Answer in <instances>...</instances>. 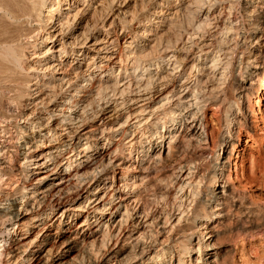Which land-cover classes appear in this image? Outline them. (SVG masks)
<instances>
[{"label": "bare ground", "instance_id": "bare-ground-1", "mask_svg": "<svg viewBox=\"0 0 264 264\" xmlns=\"http://www.w3.org/2000/svg\"><path fill=\"white\" fill-rule=\"evenodd\" d=\"M262 95L264 0H0V264H264Z\"/></svg>", "mask_w": 264, "mask_h": 264}, {"label": "rangeland", "instance_id": "rangeland-1", "mask_svg": "<svg viewBox=\"0 0 264 264\" xmlns=\"http://www.w3.org/2000/svg\"><path fill=\"white\" fill-rule=\"evenodd\" d=\"M261 64V63H260ZM263 65V63L261 64ZM256 79V77H254ZM255 87H258L259 89V83H255V85H253ZM259 90H262V89H259ZM252 101H257V96H258V93H254L255 91L252 90ZM262 102L261 103V106L262 108L264 109V95H262ZM255 103L251 102L250 105H252V107H256V110L258 109V106H254ZM264 116V114H260L259 115V118L258 119H255V117H253L251 114H250V119H251V122L250 123H253L254 122V126H255V129L254 131L252 132V135L250 137V143L247 144V150L245 151V155L246 157H249V153L248 152H251L254 154V157L256 158V161L254 163L255 165V168H257L258 172H257V175L260 176L259 179H258V183L257 185H255L251 190L252 192L254 191V195L256 196V200L257 202H259L258 205H261L260 208L261 209H264V119L262 118ZM255 120V121H254ZM257 120V121H256ZM259 120V121H258ZM253 121V122H252ZM261 121V122H260ZM260 128V129H259ZM257 130V132H256ZM260 130V131H259ZM263 132H262V131ZM255 137V138H254ZM246 138H243V140H245ZM256 139V140H255ZM252 141V142H251ZM245 145V142L242 143ZM251 144H252V147H251ZM263 144V145H262ZM243 147V146H242ZM259 153V154H258ZM257 154V155H256ZM259 155V156H258ZM236 156V154L234 155ZM257 156V157H256ZM263 156V157H262ZM260 158V159H259ZM259 159V160H258ZM238 161L239 163L241 162V158L238 157ZM251 160L248 161L245 159V162H244V166L246 168L252 166L251 164ZM258 166V167H257ZM251 168V167H250ZM259 168V169H258ZM234 169V167H233ZM250 170V169H249ZM247 170L246 172L247 173H250L251 171ZM235 176V174H234ZM261 178V179H260ZM263 203V205H262ZM264 212V210H262ZM260 237V236H259ZM259 237L257 239H255L253 242L254 244L252 245L251 248H253L252 250L254 251H251L248 255L254 259L256 258V256L258 257L260 254L263 255L264 254V241H263V238L260 237L261 240H259ZM257 240V241H256ZM261 241V242H260ZM250 247V246H248ZM252 253V255H251ZM260 253V254H259ZM263 253V254H262ZM258 254V255H256Z\"/></svg>", "mask_w": 264, "mask_h": 264}]
</instances>
